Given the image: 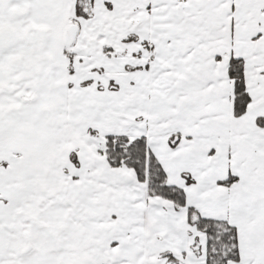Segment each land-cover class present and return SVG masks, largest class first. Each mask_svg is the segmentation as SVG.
Masks as SVG:
<instances>
[{
  "label": "snow or ice",
  "instance_id": "1",
  "mask_svg": "<svg viewBox=\"0 0 264 264\" xmlns=\"http://www.w3.org/2000/svg\"><path fill=\"white\" fill-rule=\"evenodd\" d=\"M0 264H264V0H0Z\"/></svg>",
  "mask_w": 264,
  "mask_h": 264
}]
</instances>
